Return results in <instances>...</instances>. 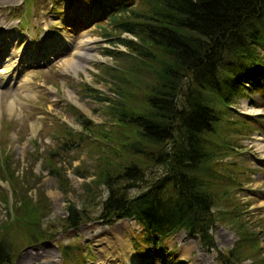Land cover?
<instances>
[{"label": "trees", "instance_id": "1", "mask_svg": "<svg viewBox=\"0 0 264 264\" xmlns=\"http://www.w3.org/2000/svg\"><path fill=\"white\" fill-rule=\"evenodd\" d=\"M110 3L102 7L108 10L107 22L117 33L110 42L124 47L105 49L114 62L101 70L113 94L88 87L89 95L103 104L104 119L94 123L79 114V132L63 129L58 151L74 149L85 135L90 143L99 144L93 171L79 175H93L83 183L87 199L105 193L94 204L100 207L95 218L103 223L128 218L158 246L183 230L195 234L202 248H215L211 234L215 223L226 221L228 208L240 204L234 189L228 190L230 182L246 173V168L224 159L239 149L227 132L248 134L247 130L262 123V114L240 112L231 102L251 86L264 96V0ZM133 5L141 12L131 9ZM120 32L133 37L118 36ZM232 123L236 128L228 126ZM45 157L49 164L50 156ZM48 172L57 176L56 167ZM69 203L64 228L89 217L85 208L79 210ZM236 211L232 213L237 215ZM9 212L0 223V264H12L13 259L8 222L17 227L26 223L17 208ZM236 227L239 236L232 247L216 251L219 264L245 260L238 253L244 254L242 242L248 239L245 230ZM48 234L29 229L26 245ZM253 238L256 245L258 239ZM246 264L260 263L250 260Z\"/></svg>", "mask_w": 264, "mask_h": 264}, {"label": "rangeland", "instance_id": "2", "mask_svg": "<svg viewBox=\"0 0 264 264\" xmlns=\"http://www.w3.org/2000/svg\"><path fill=\"white\" fill-rule=\"evenodd\" d=\"M118 1L0 0V28L5 31L13 29L14 33L27 32L29 40L38 35L41 40L49 41L51 35V38L56 39L55 42L58 41L55 50L63 49L55 53L56 57L53 55V58L47 62L44 60L42 64L38 61L40 59L33 57L40 47L31 48L29 58H23L22 61L37 64L19 68L16 61L20 62L19 55L25 39L20 40L13 35L10 39L12 48L8 50L11 55L6 56L5 60L18 67L19 72L9 87L0 88V223L8 219L11 207L17 208L26 222L25 226L18 227L8 222L10 240L14 244L12 264H103L101 257L104 251L109 248L115 251L119 243L132 252V264H219L215 260L216 251L232 247L239 236L236 225L245 230L244 238L248 239L242 242L244 254L238 253L239 259L244 257L243 264L250 263V260L264 264V149L256 145L258 138L264 144V96L253 86L241 90V94L233 97L231 102L240 112L262 114V123H257V127L251 131L247 130L248 134L233 129L227 132L231 143L239 149L234 148L236 156L232 152L225 155L224 159L233 161L239 169L246 168V173L230 182L232 187L229 185L228 190L234 189L233 195L240 204L235 209L228 208L229 217L226 221L215 223L211 231L215 248H202L195 234H187L183 230L166 237L158 246L146 239L138 224L132 220L121 218L103 224L95 218L100 210L98 205H94L95 201L103 198L105 193L96 195L93 200L87 199L83 183L89 182L93 175L82 177L79 172L93 171L99 144L90 143L91 138L85 135L77 140L74 149L67 152H59L58 146L64 140L63 129L79 132V114L94 123L104 119L103 104L89 95L88 87L112 96L110 83L101 68L105 64L111 65L114 60L106 54L105 49L124 50V47L110 42L117 33L108 22L100 24L99 19L86 20L83 18V9L92 16L98 12L101 18L103 16L100 15L104 14L102 7L106 8L109 5L107 3ZM20 4L34 11L22 19L19 28L16 19ZM130 7L135 12H141L137 5ZM64 12L68 19L64 17L66 21L62 23V17L58 15ZM122 15L127 16L125 13ZM78 16L83 19L78 25H73L71 22L80 19ZM56 19L59 20L55 24ZM40 21L44 25L43 31ZM84 36L91 39L83 49V52L91 55V59L87 60L89 65L86 62L88 66H83V62L82 68H72L64 62L72 58L73 46ZM118 36L133 37L125 32L118 33ZM35 45L38 46V42ZM136 75L139 77L138 73ZM25 77L29 79V85H18ZM8 102L12 105L11 111ZM228 126L236 128L234 123ZM241 129L244 130L243 127ZM56 151L58 153L48 155ZM45 156H50L49 164ZM51 167H56L57 176L49 174ZM237 184L239 188L234 187ZM232 199L236 202V199ZM68 202L79 210L85 208L84 213L88 214L89 219L82 218L86 221L76 227H62L68 212ZM236 209L237 215L232 213ZM32 228L45 230L49 234L26 245L30 241L24 238L29 237L28 230ZM254 236L258 239L256 245H253ZM133 237H136V246ZM62 247L66 251L61 252Z\"/></svg>", "mask_w": 264, "mask_h": 264}, {"label": "bare ground", "instance_id": "3", "mask_svg": "<svg viewBox=\"0 0 264 264\" xmlns=\"http://www.w3.org/2000/svg\"><path fill=\"white\" fill-rule=\"evenodd\" d=\"M66 3L67 2H65V6H66ZM58 17L59 18L62 17V23H64L66 21L64 17H66L68 19V16H67L66 12L62 13L61 15H58ZM67 26H70V25H67ZM0 30H5V29L0 28ZM89 41H91V39H89L88 37L84 36L83 40H80L79 42H77L73 46L74 48L72 49V52H71L72 53L71 54L72 58L70 57L69 59H66L64 63L67 64L68 66L72 67V68L73 67H79V66L81 67V64H83V62H84L83 66H85L87 64L89 65L87 60L91 59V57H90L91 55H89V52H83V49L85 48L84 46L87 47ZM56 46H57V42L54 43L53 40H50L49 44H45L42 47H40L39 50L36 53H34L33 57L37 58L38 56H43V55L50 56L52 54V52L54 51V49L56 48ZM1 48H3V51L1 50ZM10 48H12V47L8 43L6 45H4V43L0 42V58H2V56H3V59H2V62H1L2 65L0 66V72H1L0 73V85L3 84V83H6V85L8 86V85H10L11 80H12L11 79L12 76L10 75V67H11L12 63H8L7 61H5V58H4L5 56H9L10 57L11 53L8 52V50ZM43 52L45 54H43ZM79 59H81V60L79 61ZM86 62H87V64H86ZM25 79H26V77L24 78L23 82L18 83V85L27 87L29 85V81H28L29 79L28 78L26 80ZM70 97L72 99H74L72 95ZM7 106H8V108L11 111V106L12 105H11L10 102L7 103ZM256 145L261 150L264 149L263 140L260 141L259 138H258V140H256ZM115 248H116L115 251L112 250L111 248H109L108 250L104 251V255H103V257H101V261H102L103 264H132L133 256H132V252L131 251L127 250L123 245H121V243H119L118 247H115Z\"/></svg>", "mask_w": 264, "mask_h": 264}]
</instances>
